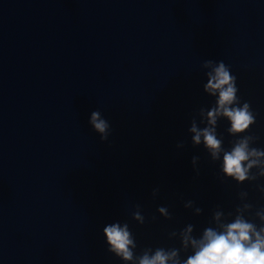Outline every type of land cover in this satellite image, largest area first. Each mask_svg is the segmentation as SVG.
I'll return each instance as SVG.
<instances>
[{
	"label": "clouds",
	"instance_id": "1",
	"mask_svg": "<svg viewBox=\"0 0 264 264\" xmlns=\"http://www.w3.org/2000/svg\"><path fill=\"white\" fill-rule=\"evenodd\" d=\"M203 67H211L207 73V83L204 91L215 97V104L206 111L201 109V122L206 126L198 127L195 120L189 131L194 145L203 144L213 161L222 157V172L226 177L234 179L238 184L245 181H255L264 177V149L252 147L258 139L253 135H244L256 122V117L248 102L241 101L237 96L236 76L231 74L230 67L223 61L214 64L213 61H205ZM220 118H226L230 127L226 129L229 135L239 137L231 141V148L225 149L223 137L218 138L217 125ZM90 125L100 135L102 141H106L110 134V124L102 117L99 110L90 115ZM183 147V143L177 145ZM199 157H193V165ZM256 169L255 172L252 170ZM264 192V186L260 187ZM158 190L153 191V196ZM241 194L247 195L246 192ZM189 201L185 207H191ZM250 203H245L235 209L234 218L230 222L219 224L218 228L208 226L203 229L199 238L192 235L194 226L189 224L179 233L172 232L171 236H179L181 248H157L153 252L151 248L145 249L140 256H136L134 250L137 247L135 238L127 223H112L103 228L106 237L108 251L121 258L124 262L133 264H264V208L255 211L253 219L244 216L245 210H252ZM158 211L167 219L171 216L166 207H159ZM202 210L196 208V212ZM222 212H215L214 218L219 221ZM228 215L233 216L232 212ZM133 219L143 224L145 217L141 214L139 206L133 213ZM191 245L193 254L181 261V249H187ZM152 252L150 255L149 253Z\"/></svg>",
	"mask_w": 264,
	"mask_h": 264
}]
</instances>
